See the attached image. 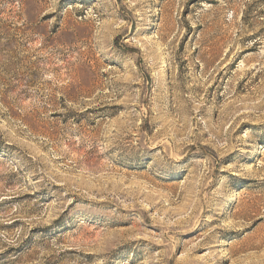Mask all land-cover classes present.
I'll return each instance as SVG.
<instances>
[{"label":"rangeland","instance_id":"rangeland-1","mask_svg":"<svg viewBox=\"0 0 264 264\" xmlns=\"http://www.w3.org/2000/svg\"><path fill=\"white\" fill-rule=\"evenodd\" d=\"M0 264H264V0H0Z\"/></svg>","mask_w":264,"mask_h":264},{"label":"bare ground","instance_id":"bare-ground-1","mask_svg":"<svg viewBox=\"0 0 264 264\" xmlns=\"http://www.w3.org/2000/svg\"><path fill=\"white\" fill-rule=\"evenodd\" d=\"M164 68H165V62L163 61L160 69L163 70Z\"/></svg>","mask_w":264,"mask_h":264}]
</instances>
